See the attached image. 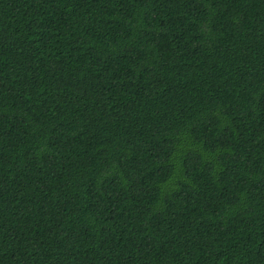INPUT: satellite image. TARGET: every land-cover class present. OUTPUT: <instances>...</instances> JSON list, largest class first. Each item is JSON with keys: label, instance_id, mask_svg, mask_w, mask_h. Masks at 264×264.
Returning a JSON list of instances; mask_svg holds the SVG:
<instances>
[{"label": "trees", "instance_id": "16d2710c", "mask_svg": "<svg viewBox=\"0 0 264 264\" xmlns=\"http://www.w3.org/2000/svg\"><path fill=\"white\" fill-rule=\"evenodd\" d=\"M0 264H264V0H0Z\"/></svg>", "mask_w": 264, "mask_h": 264}]
</instances>
